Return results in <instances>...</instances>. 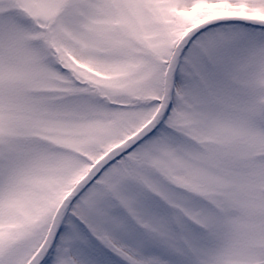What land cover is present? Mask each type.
<instances>
[{
    "label": "snow or ice",
    "instance_id": "1",
    "mask_svg": "<svg viewBox=\"0 0 264 264\" xmlns=\"http://www.w3.org/2000/svg\"><path fill=\"white\" fill-rule=\"evenodd\" d=\"M0 264H264V0H0Z\"/></svg>",
    "mask_w": 264,
    "mask_h": 264
}]
</instances>
